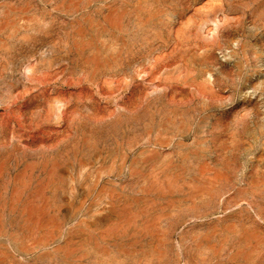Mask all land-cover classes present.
I'll use <instances>...</instances> for the list:
<instances>
[{"label": "rangeland", "instance_id": "374dc122", "mask_svg": "<svg viewBox=\"0 0 264 264\" xmlns=\"http://www.w3.org/2000/svg\"><path fill=\"white\" fill-rule=\"evenodd\" d=\"M0 264H264V0H0Z\"/></svg>", "mask_w": 264, "mask_h": 264}]
</instances>
